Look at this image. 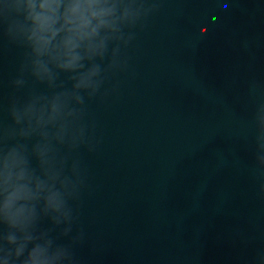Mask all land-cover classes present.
<instances>
[{
  "label": "water",
  "instance_id": "obj_1",
  "mask_svg": "<svg viewBox=\"0 0 264 264\" xmlns=\"http://www.w3.org/2000/svg\"><path fill=\"white\" fill-rule=\"evenodd\" d=\"M157 2L118 91L89 102L99 143L81 149L88 188L76 255L80 264H257L264 176L251 125L264 99V0ZM20 55L0 41L5 96Z\"/></svg>",
  "mask_w": 264,
  "mask_h": 264
},
{
  "label": "clouds",
  "instance_id": "obj_2",
  "mask_svg": "<svg viewBox=\"0 0 264 264\" xmlns=\"http://www.w3.org/2000/svg\"><path fill=\"white\" fill-rule=\"evenodd\" d=\"M158 7L157 0H0V41L21 52L6 96L0 81V264H80L88 188L81 149L99 143L89 102L118 91L127 50ZM251 131L264 176V99Z\"/></svg>",
  "mask_w": 264,
  "mask_h": 264
}]
</instances>
